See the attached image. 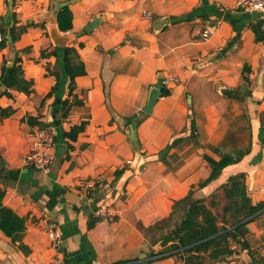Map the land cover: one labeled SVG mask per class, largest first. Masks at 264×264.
Wrapping results in <instances>:
<instances>
[{"label":"crops","instance_id":"obj_1","mask_svg":"<svg viewBox=\"0 0 264 264\" xmlns=\"http://www.w3.org/2000/svg\"><path fill=\"white\" fill-rule=\"evenodd\" d=\"M9 1L12 25L26 29L0 48V108L12 111L0 117V187L3 205L24 218L25 229L15 241L0 230V264H50L56 251L43 218L61 228L64 264H133L144 249L147 264H186L173 252L151 256L162 247L150 243L147 229L177 223L182 209L172 213L174 204L190 190L206 202L215 192L223 205L220 185L243 172L251 202H264V43L251 28L264 20L259 12L239 10L237 0H76L68 4L71 29L60 31L80 32L66 46L76 49L85 73L70 91L63 47L49 34L53 4L68 0H0L4 28ZM95 17L100 22L85 31ZM205 28L212 33L204 40ZM16 52L32 82L29 94L1 83ZM168 76L177 81L144 113L150 88H163ZM82 122L75 139L65 135ZM40 123L55 130L54 161L45 171L22 162ZM230 132L250 152L198 188L210 173L204 155L218 159L214 147L230 151L222 145ZM99 208L108 218L96 216ZM247 228L240 239L247 248L233 244V255L207 264H264L263 208Z\"/></svg>","mask_w":264,"mask_h":264},{"label":"trees","instance_id":"obj_2","mask_svg":"<svg viewBox=\"0 0 264 264\" xmlns=\"http://www.w3.org/2000/svg\"><path fill=\"white\" fill-rule=\"evenodd\" d=\"M56 21L60 31L71 29L72 12L69 5L58 10ZM263 24L264 20L260 19L254 22L251 28L254 32L255 40L264 43ZM0 25H2L1 32L4 36L0 41V48H2L6 46V28L3 27V24ZM25 29V26L18 28L12 25L9 31L13 41ZM62 49L64 51L62 66L64 72L70 78L69 88L71 91L74 78L77 75L84 74L85 69L74 47L66 46ZM20 61L21 58L16 52L12 58L10 69L13 87L29 94L32 91V82L24 79ZM5 69L6 66L4 64L3 71ZM243 71V81L247 82L248 78L245 73L249 72V68L244 66ZM11 112L9 108H0V117L8 116ZM27 121L31 122V118L28 117ZM190 125L191 130H193V122ZM38 126L45 127L46 125L40 123ZM84 126L85 122L75 125L68 132H65V135L71 139H75L77 134L83 130ZM236 140L235 135L230 132L222 143L225 147H231L230 151L221 152L218 147H214L213 150L220 154L218 159L204 155V159L210 168V173L206 179L198 183V188L205 187L212 180L216 179L225 167L239 162L250 152V144L237 147ZM174 142L175 140H173L172 144ZM233 143L235 144L234 146L231 145ZM261 144L264 146V136L261 138ZM120 173L121 171H117L116 175L118 176ZM220 189L222 190V197L226 201L222 206H220V199L215 192L210 194L208 202L202 197L192 198V190H190L187 196L177 201L174 204L172 213L177 209H182V216L166 233L159 238L150 240L151 244L159 242L162 247V249L156 252L152 251L151 256H164L163 254L166 252H173V255L179 257L186 264H207L210 261L227 259L233 255L236 252V249L232 247L233 244L247 248L245 240L240 241V239L246 236L249 221L237 226L234 225L264 208V202H258L256 204L251 202L247 194L245 174L243 172L229 176L226 182L220 185ZM3 193L0 187V230L7 236H10L14 241L19 240L25 229V220L23 217L18 216L11 208L3 205ZM94 220L89 221V227L93 225ZM157 225L159 224L155 226ZM153 229V227H150L147 230L151 231Z\"/></svg>","mask_w":264,"mask_h":264},{"label":"built area","instance_id":"obj_3","mask_svg":"<svg viewBox=\"0 0 264 264\" xmlns=\"http://www.w3.org/2000/svg\"><path fill=\"white\" fill-rule=\"evenodd\" d=\"M236 7L239 10L246 12H259L264 18V0H237ZM149 12H144L145 16H149ZM212 31L205 28L202 31L203 39H207ZM0 25V41L3 39ZM176 77H163L160 80L161 85L166 87L171 82H176ZM264 115V112H263ZM54 143L55 130L51 126L38 127L30 135L29 150L23 155L22 162L26 167L35 170H48L54 161ZM83 184V182H82ZM96 216L100 218H108L107 213L99 208L95 211ZM43 230L48 234L50 245L56 251L52 257L50 264H64V257L58 252V248L62 239V231L60 226L48 218H43L41 221Z\"/></svg>","mask_w":264,"mask_h":264},{"label":"water","instance_id":"obj_4","mask_svg":"<svg viewBox=\"0 0 264 264\" xmlns=\"http://www.w3.org/2000/svg\"><path fill=\"white\" fill-rule=\"evenodd\" d=\"M76 0H68V1H62V2H55L52 6V10L50 12V18L53 20V24L51 26H49V34L51 37V40L53 42V44L55 46H66L68 44L69 41H71L73 38H75V36H77L80 32H76V33H60V30L58 29L56 23H55V17L57 15V12L59 9H61L62 7L68 5V4H72L74 3ZM162 21H165V19H163ZM13 22V16H12V3L9 1L8 4V11L5 15L4 18V25L7 28L6 34H5V39H6V43L8 45H11L12 43V37L10 34V27L12 25ZM100 22V17H95L93 18L86 26H85V31L90 32L92 29H94L97 24ZM11 65H12V61H9L7 63L6 69H5V73L2 79V84L5 87H11L12 86V79H11V75H10V69H11ZM163 92H167V90H164V88L161 87H157V86H153L150 88L149 92H148V97H147V101L145 106L142 108V111L146 114L151 113L152 111V106L154 104V102L156 101V99L163 93ZM222 93L226 96H230L231 92L230 90L224 89L222 91ZM262 135L264 136V126H263V133ZM128 137L132 142V145L135 149L139 148V144L135 135V131L133 127H130L129 131H128ZM141 156L138 154L135 157V161L133 163V168L138 167V163L140 161ZM264 209V208H263ZM262 210V209H261ZM259 210V211H261ZM258 211V212H259ZM258 212H256L255 214H253L252 216L238 222L237 224H235L234 226H237L239 224H242L244 222L249 221L250 219H252L254 216H256L258 214ZM232 226V227H234ZM230 227V228H232ZM228 228V229H230ZM149 256V251L147 249H144L142 251V253L139 255L138 260L135 261L133 264H147V260Z\"/></svg>","mask_w":264,"mask_h":264},{"label":"rangeland","instance_id":"obj_5","mask_svg":"<svg viewBox=\"0 0 264 264\" xmlns=\"http://www.w3.org/2000/svg\"><path fill=\"white\" fill-rule=\"evenodd\" d=\"M219 199L221 198L220 195H218ZM222 205V204H221ZM174 224H168V226L162 230H151L149 232V237L148 240H152V239H156L159 238L160 236H162L164 233H166ZM151 242V241H150Z\"/></svg>","mask_w":264,"mask_h":264}]
</instances>
